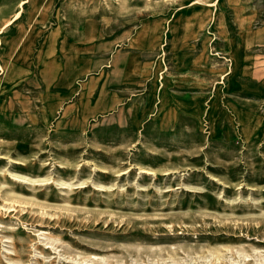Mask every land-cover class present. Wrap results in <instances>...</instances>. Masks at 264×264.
Segmentation results:
<instances>
[{"label":"rangeland","instance_id":"374dc122","mask_svg":"<svg viewBox=\"0 0 264 264\" xmlns=\"http://www.w3.org/2000/svg\"><path fill=\"white\" fill-rule=\"evenodd\" d=\"M0 31V264H264V0H0Z\"/></svg>","mask_w":264,"mask_h":264},{"label":"bare ground","instance_id":"6f19581e","mask_svg":"<svg viewBox=\"0 0 264 264\" xmlns=\"http://www.w3.org/2000/svg\"><path fill=\"white\" fill-rule=\"evenodd\" d=\"M24 2H25V1H22L21 4H20V6H21ZM19 15H20V12H18L17 14H15V15H14V18H17ZM0 33H1V31H0Z\"/></svg>","mask_w":264,"mask_h":264}]
</instances>
